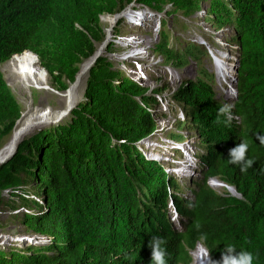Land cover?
<instances>
[{"label":"trees","instance_id":"trees-1","mask_svg":"<svg viewBox=\"0 0 264 264\" xmlns=\"http://www.w3.org/2000/svg\"><path fill=\"white\" fill-rule=\"evenodd\" d=\"M204 1L0 0V65L31 51L56 89L66 91L80 64L104 41L103 15L119 14L135 2L158 13L191 16ZM207 1L204 16L219 29L230 27L237 44L232 63L237 95L230 104L232 119L225 122L218 109L228 103L214 91V74L203 69L169 99L187 116L179 128L198 135L201 180L191 188L193 198L184 196L177 173L139 147L155 135L156 119L164 115L155 112L164 87L148 94L101 54L68 118L23 138L0 164V211L27 207L11 216L49 238L44 245L0 248V264H150L152 235L166 239L167 264H190L189 249L198 241L212 260L219 261L224 245L232 244L251 251L253 264H264V0ZM166 26L162 20L154 50L178 67L190 60L199 64L207 48L196 42L174 46ZM113 44L108 52H115ZM21 114L0 68V149ZM166 138L184 141L173 131ZM241 140L254 160L245 172L227 160L228 150ZM211 177L240 195L217 193L207 185ZM170 203L183 219L177 229Z\"/></svg>","mask_w":264,"mask_h":264},{"label":"rangeland","instance_id":"rangeland-1","mask_svg":"<svg viewBox=\"0 0 264 264\" xmlns=\"http://www.w3.org/2000/svg\"><path fill=\"white\" fill-rule=\"evenodd\" d=\"M207 5L208 1L205 0L202 2V10L194 15L184 16L181 12L172 15L164 11L158 13L133 2L120 13L119 17L110 14L101 17L104 41L100 44L96 43L97 48L99 46L104 47L101 54L107 55L114 63L115 68L121 69L128 77L148 88V94H151L158 87H164L163 92L156 95L158 105L155 110L158 115L162 113L164 115L156 119L157 130L155 135L144 139L142 143L139 142V147L148 156L156 158L162 164H166V169L170 174L174 176L177 173V178H174L184 182L181 186L184 196L187 198L190 196L191 188H195L196 183L201 180L199 170L201 160L198 157L201 151L197 148L199 144L196 146L199 142L197 132L188 130L185 127L184 129L179 128L178 121H184L187 116L177 105V101L176 104L172 105L169 103V99L188 78H193L196 76L197 71L206 69L210 75L214 74L213 84L217 96L224 98L228 104H233L236 100L235 82L231 80L234 78L233 64L236 59L234 55L237 54V44L230 39L232 34L230 27L225 26L219 29L207 20L204 16ZM168 8L171 7L168 6ZM120 20H122L121 25H119ZM162 20L167 23L166 31H169L170 43L174 46H184L188 42H196L201 49L207 48V53L199 58V64L197 60H190L186 65L178 67L171 62H167L159 52L154 50L156 43L161 40ZM110 42H114L113 49L115 52L107 51L106 48ZM34 56L37 58L43 78H45L44 82L47 84L45 89L31 88L30 90H24L18 85L14 86L7 72V64L11 58L0 65L6 82L22 107V113L30 103L33 107H47L53 111L65 108L67 99L64 98V94L67 90L59 91L56 89L53 79L41 66L38 57L35 54ZM81 66L82 63L80 68ZM226 73L228 76H226ZM209 79H212L211 76H209ZM74 84L75 82L71 83L68 88H72ZM85 85L86 78L83 83L81 82L73 89L75 102L82 98ZM62 118L49 121L25 137L42 128L57 125L67 119L68 115ZM172 131L182 135L184 141L178 143L166 138V134ZM176 149L180 151H176ZM208 184L219 194L229 193L232 195V192H234L217 179L209 180ZM15 199L17 206L19 205L18 198ZM6 210L2 207L0 211V248L6 250L20 249L30 245H44L49 241L47 236L29 231L21 219H14L11 216V213L22 214L28 210L27 207H21L13 212ZM196 249L191 251L192 264H196V259L197 263L204 264L206 259L198 256L199 260L196 256Z\"/></svg>","mask_w":264,"mask_h":264},{"label":"bare ground","instance_id":"bare-ground-1","mask_svg":"<svg viewBox=\"0 0 264 264\" xmlns=\"http://www.w3.org/2000/svg\"><path fill=\"white\" fill-rule=\"evenodd\" d=\"M97 50H100L102 53L104 47L99 46ZM92 61L93 59L90 58L82 63V66L78 72L77 81L72 88L67 89V92H65L64 98L67 99L65 108L53 111L47 107H33L31 103L27 106L26 110L23 113V116L19 119L18 123L14 127V130L8 141L1 148L0 159L12 148H15L25 136L32 133L38 127H41L42 125L48 123L49 121H52L53 119L62 118L68 115L69 112L66 113L68 109L70 107H73L77 102H75V98L73 96V89L81 82L83 83V80L87 77ZM38 64L39 63L37 58L31 51H26L24 53L17 54L11 57V60H9L7 64V72L8 76L11 77L10 79L13 81V85H18L24 90H30L31 88H36L38 90L45 89L47 84L44 82L45 78H43L41 67ZM230 189L235 193V190L232 187H230ZM199 247H201V244H198L197 246L196 256L200 260V258L198 257L201 256ZM204 264H209V261L205 260Z\"/></svg>","mask_w":264,"mask_h":264},{"label":"clouds","instance_id":"clouds-1","mask_svg":"<svg viewBox=\"0 0 264 264\" xmlns=\"http://www.w3.org/2000/svg\"><path fill=\"white\" fill-rule=\"evenodd\" d=\"M228 61H229V59H228ZM217 66H218V64H217ZM222 71L223 70L221 69V72ZM226 76H228L227 73H226ZM231 81L235 82L234 79ZM234 85H236V82L234 83ZM234 89H235V93L237 95L236 87ZM230 109H231L230 104H224L218 109V114L223 115L225 117V122L231 121V119H232ZM260 142L262 144H264V137L260 138ZM247 151H248V144L246 142H244L243 140H241L238 144H236L234 147H232L228 150V159H227L228 162L230 164H233V165L238 164L240 166V171L245 172L247 170V168L251 167L254 163V160L252 158L246 156ZM187 157H189V156H187ZM211 179H217L220 182H222V180H220L218 177H211L207 180L208 186H209V184H208L209 180H211ZM224 184H225V186H227L229 188L232 187L235 190V193L231 191L233 193L232 194L233 196L238 197L240 195L234 186H231V185L226 184V183H224ZM235 194H238V195H235ZM189 198H193L191 191H190ZM175 208L176 207L172 203H170L169 214H170L171 221L173 222L174 227L177 229L182 224L183 219L180 218V214H179L178 210H176ZM205 239H206V237L204 235H202L201 241H203ZM166 243H167L166 239L163 236L152 235L150 237V239L148 241V247L151 250L150 264H167V260H166L167 251H166V247H165ZM198 244H201V247H200L201 257L208 260L209 264H253L254 255L251 251L245 250V249H240L239 251H237L235 246L232 244H225L224 245L223 251L221 252V258L219 261H216V260H212V257L209 253L208 248L202 242L198 241L194 248L189 249L190 257H191V251L194 250L195 248H197ZM190 264H192V257H191ZM196 264H197V261H196Z\"/></svg>","mask_w":264,"mask_h":264},{"label":"water","instance_id":"water-1","mask_svg":"<svg viewBox=\"0 0 264 264\" xmlns=\"http://www.w3.org/2000/svg\"><path fill=\"white\" fill-rule=\"evenodd\" d=\"M119 15H120V13H119V14H115V17H119ZM34 54H35V53H34ZM35 55H36V54H35ZM100 55H101V51H100V50H96L95 53L90 57V58L93 59V61H92L91 65H90V67L94 64V62L96 61V59H97ZM36 56H37V55H36ZM90 58H89V59H90ZM77 77H78V74H77L76 79H75L74 82L77 81ZM68 89H69V88H68ZM74 106H75V105H74ZM74 106H73V107H74ZM71 109H72V107H70L66 113H68ZM66 113H65V114H66ZM22 116H23V113L21 114V117H22ZM21 117H20V118H21ZM20 118H19V119H20ZM19 119L17 120L16 124L18 123ZM15 126H16V125H15ZM16 149H17V146H16L15 148H12L7 154L3 155V157L0 159V164L6 162L7 160H9V159L14 155V153L16 152ZM0 150H1V149H0Z\"/></svg>","mask_w":264,"mask_h":264},{"label":"built area","instance_id":"built-area-1","mask_svg":"<svg viewBox=\"0 0 264 264\" xmlns=\"http://www.w3.org/2000/svg\"><path fill=\"white\" fill-rule=\"evenodd\" d=\"M177 150H179V149H177ZM180 151V150H179ZM174 210V209H173Z\"/></svg>","mask_w":264,"mask_h":264}]
</instances>
